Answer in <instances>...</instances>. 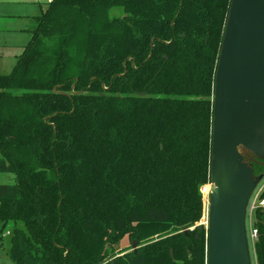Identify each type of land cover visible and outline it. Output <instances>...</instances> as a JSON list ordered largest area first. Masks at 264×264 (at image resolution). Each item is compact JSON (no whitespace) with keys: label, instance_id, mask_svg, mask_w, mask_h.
<instances>
[{"label":"trees","instance_id":"1","mask_svg":"<svg viewBox=\"0 0 264 264\" xmlns=\"http://www.w3.org/2000/svg\"><path fill=\"white\" fill-rule=\"evenodd\" d=\"M230 4L49 3L0 71V171L16 178L0 183V222L15 264H208L200 222ZM255 226L264 264V210Z\"/></svg>","mask_w":264,"mask_h":264},{"label":"water","instance_id":"2","mask_svg":"<svg viewBox=\"0 0 264 264\" xmlns=\"http://www.w3.org/2000/svg\"><path fill=\"white\" fill-rule=\"evenodd\" d=\"M213 100L208 264H254L247 206L264 177L254 166L264 164V0H231Z\"/></svg>","mask_w":264,"mask_h":264},{"label":"rangeland","instance_id":"3","mask_svg":"<svg viewBox=\"0 0 264 264\" xmlns=\"http://www.w3.org/2000/svg\"><path fill=\"white\" fill-rule=\"evenodd\" d=\"M32 11L23 0H0V70L8 74L12 71L17 56L22 51L23 45L28 43L31 34L29 29L34 27L35 21L30 14ZM16 182L15 175L10 172L0 171V183L13 184ZM210 184V183H209ZM207 184V186H209ZM205 199V212L201 224L208 227L209 221V190L203 188ZM0 222V236H3V246H0V264H15L7 254L10 243L12 223L7 224L2 230ZM10 232V234L8 233ZM126 246L130 247L127 241ZM253 263L257 264L254 245L251 243Z\"/></svg>","mask_w":264,"mask_h":264},{"label":"built area","instance_id":"4","mask_svg":"<svg viewBox=\"0 0 264 264\" xmlns=\"http://www.w3.org/2000/svg\"><path fill=\"white\" fill-rule=\"evenodd\" d=\"M257 210H264V177L256 185L252 194L250 195L247 206V230L250 243L253 245L258 240L259 232L255 226V214ZM10 234V232L8 231Z\"/></svg>","mask_w":264,"mask_h":264},{"label":"crops","instance_id":"5","mask_svg":"<svg viewBox=\"0 0 264 264\" xmlns=\"http://www.w3.org/2000/svg\"><path fill=\"white\" fill-rule=\"evenodd\" d=\"M25 2V4L27 5V7L32 11V13L28 14L30 15V17H32L35 21V24L37 25V18L42 14V12L48 7L49 3L52 1V0H23ZM34 25V27L36 26ZM34 27H31L29 29V32L31 34V30L32 28ZM31 38V37H30ZM30 40V39H29ZM27 44V43H26ZM25 44V45H26ZM22 47V51H23V48L24 46ZM22 51L20 52V54L22 53ZM19 54V55H20ZM1 71V70H0ZM5 74V73H4Z\"/></svg>","mask_w":264,"mask_h":264},{"label":"flooded vegetation","instance_id":"6","mask_svg":"<svg viewBox=\"0 0 264 264\" xmlns=\"http://www.w3.org/2000/svg\"><path fill=\"white\" fill-rule=\"evenodd\" d=\"M264 161V160H263ZM256 165H264V164H258V163H255L254 166H255V172H256ZM132 246V245H131ZM133 249V247H132ZM134 250V249H133Z\"/></svg>","mask_w":264,"mask_h":264},{"label":"bare ground","instance_id":"7","mask_svg":"<svg viewBox=\"0 0 264 264\" xmlns=\"http://www.w3.org/2000/svg\"><path fill=\"white\" fill-rule=\"evenodd\" d=\"M210 185V184H209ZM209 191H210V189H209Z\"/></svg>","mask_w":264,"mask_h":264}]
</instances>
